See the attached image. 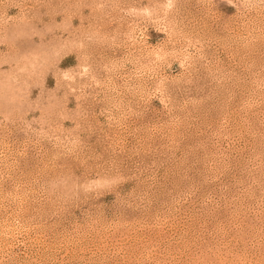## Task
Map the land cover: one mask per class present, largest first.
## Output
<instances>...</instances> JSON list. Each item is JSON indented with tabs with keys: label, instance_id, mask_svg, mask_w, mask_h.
Here are the masks:
<instances>
[{
	"label": "rangeland",
	"instance_id": "374dc122",
	"mask_svg": "<svg viewBox=\"0 0 264 264\" xmlns=\"http://www.w3.org/2000/svg\"><path fill=\"white\" fill-rule=\"evenodd\" d=\"M0 264H264V0H0Z\"/></svg>",
	"mask_w": 264,
	"mask_h": 264
}]
</instances>
